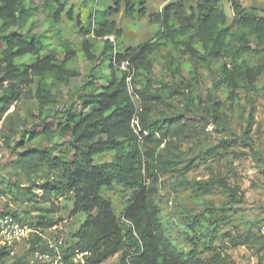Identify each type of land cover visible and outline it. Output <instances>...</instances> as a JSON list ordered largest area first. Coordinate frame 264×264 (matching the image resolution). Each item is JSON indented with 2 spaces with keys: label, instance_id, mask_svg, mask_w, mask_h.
<instances>
[{
  "label": "trees",
  "instance_id": "trees-1",
  "mask_svg": "<svg viewBox=\"0 0 264 264\" xmlns=\"http://www.w3.org/2000/svg\"><path fill=\"white\" fill-rule=\"evenodd\" d=\"M107 1H98L111 4L101 19L98 14L91 18L90 33L93 41H102V48L98 51L94 43L85 41L83 57L91 66L76 85L82 72L74 66L76 52L61 28V0H45L49 11L46 25L40 22L31 0H0V27H7L0 35V139L15 157L12 167L33 186L34 175L41 170L49 173L48 181L38 188L42 195L30 198L49 204L41 210L44 215L28 221L4 206L0 218L12 214L48 228L54 225L48 216L54 199L66 198L73 204L70 217L85 216L70 240L75 248L92 253L89 264H104L117 255V264H235L224 261L220 253L209 260L199 257L196 241L213 251L223 219L211 223L207 208L181 218V233L191 246L184 253L168 236L156 198L162 177L181 173L170 148L194 136L201 122L196 118L223 126L228 117L222 109L234 108L239 94H251L264 78V17L247 11L240 0H178L150 15L149 0ZM224 3L234 13L231 23ZM122 11L129 19L148 17L159 27L156 37L134 48L119 49L123 31L108 16ZM48 30L64 48L63 60L55 54L43 56L50 46ZM162 50H167V78L155 77L151 63V57ZM215 63L221 65L213 72ZM203 68L213 76L206 114L199 111L195 91ZM60 87L69 97L62 104L55 94ZM174 96L180 97L184 110L168 115L160 108L171 106L167 98ZM21 102L32 105L30 129L18 107L10 112ZM247 133L242 139H247ZM163 144L165 148L158 152ZM226 145L235 152L237 142L226 141ZM62 146L69 147L72 154L61 150ZM108 153L113 154L111 162L95 164L96 158ZM206 155L213 158L218 154L212 148ZM192 168L191 161L184 169L189 172ZM218 184L229 188L223 181ZM115 186L132 192L119 217L104 194V189ZM26 193L31 195V190ZM8 258L9 247H4L0 264H8ZM14 259V264H28L25 255Z\"/></svg>",
  "mask_w": 264,
  "mask_h": 264
},
{
  "label": "rangeland",
  "instance_id": "rangeland-1",
  "mask_svg": "<svg viewBox=\"0 0 264 264\" xmlns=\"http://www.w3.org/2000/svg\"><path fill=\"white\" fill-rule=\"evenodd\" d=\"M27 1L30 2V0ZM31 1L38 9L40 22H44L45 25L49 23V11L45 0ZM98 1L61 0L64 5L61 12V28L72 50L76 52L74 66L80 68L82 72V76L75 81L76 85L82 83L83 74H86L91 66L83 57L82 47L85 41L94 43L98 51L103 45L101 40L93 41L94 35L90 33L93 24L91 18L94 20L95 14H98V20H100L103 12L108 11L111 4H98ZM176 1L178 0H149L148 14L160 12L167 4ZM240 1L247 11L264 17V0ZM223 9L231 23L234 17L231 5L224 3ZM108 18L115 21L118 28L123 31L118 47L122 51L150 42L159 31L158 25L150 22L148 17L143 20L129 19L122 11ZM6 29L5 26L0 27V35H4ZM37 29L42 31V27ZM48 35L50 46L45 49L43 56L55 54L63 60L66 56L64 48L54 32L49 31ZM166 53L167 50H162L151 57L154 75L157 78H167L164 65ZM220 65L221 63L213 64L211 70L217 71ZM201 71L195 91L198 95L199 111L206 114L210 108L209 95L212 93L213 76L209 69L203 68ZM141 82L145 83L143 80ZM55 94L59 99L58 104H62L69 98L64 96L67 90L63 87L58 88ZM239 98L240 101L234 108L222 109L221 112L228 117L223 126L206 123L205 120L197 117L196 120L201 122L194 136L182 145L171 146L170 149L176 155V167L181 169V173H170L162 177L156 200L162 210L168 236L182 252L188 253L191 246L181 233L180 219L199 209L207 208L211 212H206L211 223L223 219L224 224L213 242V251L204 249L202 242L196 241L201 259L209 260L220 253L227 262L264 264V78L258 82L256 90L251 94L241 92ZM133 99L137 105L140 104L134 96ZM167 102L171 106L160 109L165 110L168 115H174L179 109L184 110L180 97L167 98ZM17 107L30 129L32 105L21 102L12 106L10 112ZM78 109L81 110V107ZM245 132H248L247 139H242L241 135ZM231 140L237 142L235 152L226 145V141ZM164 148L165 144L158 149V152ZM212 148L216 149L218 155L210 158L206 152ZM61 150L72 154V150L67 146H62ZM112 158L113 154L108 153L96 158L95 164L109 163ZM14 159L11 149L7 148L0 139V177L2 179L0 196L5 195L7 199V202H0V208L8 206L10 212L18 213L22 219L36 221L37 216L44 215L41 210L45 207L49 208V204L38 203L35 198L31 200L30 198L32 194L42 195L38 188L48 181L49 173L47 170H41L34 175L35 186H33L18 168L12 167ZM191 161L193 168L186 172L184 168ZM220 181L225 182L229 188L222 189L218 184ZM28 189L31 190V195H27ZM104 194L110 198L113 210L118 217L128 207L132 196V192L120 186H115L111 190L104 189ZM53 204V212L48 216L54 225L46 227L48 229L46 234L70 239L85 216L80 214L70 217L73 204L66 198H55ZM54 226H57V229H53ZM197 236H199L198 232L195 237ZM22 250V247H19L16 255H21ZM14 258L10 256L7 259L8 264H14ZM118 260L119 255L104 264H117Z\"/></svg>",
  "mask_w": 264,
  "mask_h": 264
},
{
  "label": "built area",
  "instance_id": "built-area-1",
  "mask_svg": "<svg viewBox=\"0 0 264 264\" xmlns=\"http://www.w3.org/2000/svg\"><path fill=\"white\" fill-rule=\"evenodd\" d=\"M126 66L127 63L122 68L126 69ZM0 202H7L5 195L0 196ZM47 230L36 223L21 221L12 214L1 217L0 250L9 247L10 256L16 257L17 249L22 247L21 255H25L28 264H89L90 251L75 248L71 238L48 236ZM32 242H35L34 247Z\"/></svg>",
  "mask_w": 264,
  "mask_h": 264
}]
</instances>
